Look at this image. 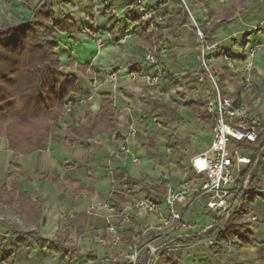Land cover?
<instances>
[{"label":"crops","instance_id":"0c3cea01","mask_svg":"<svg viewBox=\"0 0 264 264\" xmlns=\"http://www.w3.org/2000/svg\"><path fill=\"white\" fill-rule=\"evenodd\" d=\"M105 1L120 18L122 33L132 35L133 26L125 16L133 3H144L156 9L162 0ZM187 2L199 27H205L208 40L218 43L221 51L244 57L249 49L258 47L252 96L262 98L260 113L264 118V0ZM36 3L37 0H0V30L7 24L30 20L32 11L28 8L33 9ZM52 3L56 22L70 16L78 27V35L92 27L99 30L96 39L106 37L104 40H107L106 44L102 41L105 56L98 51L88 63L90 68L79 74V90L74 96L78 105L67 119H60V128L52 130L47 150L19 155L8 150L7 138L0 137V182L10 191L27 193L33 202L41 203L39 217L33 220L0 202V245L6 244L10 248L14 229L31 235L28 246L13 254L7 262H2L0 254V264H125L129 243L146 225H157L158 219L135 213L130 222H123L107 210L96 207L100 204L120 206L111 200L113 193L125 196L122 204L145 197L163 203L165 195L148 194L141 189H137L135 195L128 192L121 173L151 187H159L165 181L176 189L180 188L187 173L194 186L198 184L199 176L194 174L191 162L211 147L212 126L200 123L185 106L206 100L210 94V87L197 80L200 54L196 30L188 17L190 25L181 28L178 38L165 37L159 65L179 82L174 85L164 80L160 88H155L143 79L131 80L133 66L138 65L142 74L147 71L144 57L149 50L140 45L134 34L125 45L115 44L108 34L112 25L102 2L96 5L94 0H74L70 4H57V0H52ZM181 9L179 0L168 5L170 13ZM225 10H233L232 17L220 23ZM73 61L74 67L69 66V61L65 67L61 61L65 72L75 73L78 65H84ZM218 66L219 77L224 71L221 59ZM110 73L121 78L115 85L107 79ZM226 86L235 94L242 92L241 82L233 74L227 79ZM102 93H110L114 99L118 132L112 136L102 133L91 140L77 139L68 128L86 125L87 113L94 117L99 114ZM177 115L180 121L175 120ZM132 131L136 132L134 138L130 136ZM173 138L186 142L182 158L176 148L170 146ZM122 143L127 147L124 153L119 151ZM10 166L16 167L14 175H10ZM65 177L75 183L70 189L81 187L83 190L75 195L66 193L56 182ZM262 180L260 188L264 192ZM249 210L244 221L253 234L252 245L243 246L235 240L215 255L211 251L212 240L187 246H170L166 242L187 235L185 232L157 241L150 251L151 264H264V200L257 198ZM252 216L257 217L254 223ZM188 219L194 224V233L214 224L213 215L203 211L202 201ZM112 222L121 232L122 243L106 247L96 243L94 235H106V228ZM239 236L243 237L244 233ZM148 238L153 239L154 235L150 234ZM41 240L48 242L42 245ZM51 243H55L61 252L49 250Z\"/></svg>","mask_w":264,"mask_h":264},{"label":"trees","instance_id":"16d2710c","mask_svg":"<svg viewBox=\"0 0 264 264\" xmlns=\"http://www.w3.org/2000/svg\"><path fill=\"white\" fill-rule=\"evenodd\" d=\"M74 0H57V4H69ZM176 0H162L156 9H153V18L144 21L138 11V3L134 2L132 8L127 12L125 19L133 26L132 35L138 39L140 45L151 51L156 59L160 58L161 45L166 36L178 38L180 30L189 26L187 10L182 6L179 12L168 11V5ZM105 11L112 25L108 34L115 44H119L122 37L121 20L118 18L105 0ZM32 11L30 20L17 21L15 24H7L0 30V137L7 138L8 150L19 155H31L38 151H45L49 147L51 132L54 128H60V115L65 104L74 99L78 93L79 74L85 73L89 64L78 65L75 73L65 72L58 54L59 43L55 37L57 34H64L74 39L78 34V27L70 16L64 17L61 22H56L54 5L52 0H37ZM233 10L224 11L220 23L232 17ZM206 34L205 27L201 28ZM93 36L100 33L92 27ZM223 55L232 57L229 52ZM69 66L74 67L72 58L69 59ZM132 72L141 74L138 65L131 68ZM232 77L231 71L224 68L223 74L218 77V84L223 96H239V93L230 92L227 89L226 81ZM163 80L177 85L178 78H171L164 70ZM101 109L94 117L91 113L85 116L86 125L69 127L68 130L80 140H91L97 135L106 133L116 134L119 129L118 112L114 99L110 93L100 95ZM208 100L198 103H187L185 106L190 109L202 124L213 126L215 117L207 113ZM175 120L180 121L179 115ZM259 138L255 143L242 142L250 153L251 164L243 171L237 189L241 192L232 199V206L222 212H208L213 215L214 224L211 228L199 232H190L179 238L168 239L170 246L199 245L206 241H213L211 251L217 255L224 250L228 244L235 240L243 245H252L253 234L249 230V224L244 219L250 214L249 207L254 204L257 198L264 200V192L260 188L262 175L264 174V125L258 128ZM180 153L186 146L185 141L173 138L171 145ZM15 166H10V175H14ZM20 174L25 175L20 171ZM124 185L128 192L136 194L137 189L146 191L148 194L165 195L168 187L163 181L159 187H151L144 181L133 179L121 173ZM247 181V186L244 183ZM66 193L75 195L83 188L72 190L75 183L69 177L62 181L56 179ZM111 200L121 205L125 202V196L120 193H113ZM0 202L8 208L17 209L22 215L37 220L41 211L40 201L33 202L27 193L19 194L10 191L6 185L0 182ZM117 207V206H116ZM240 233H244L240 237ZM13 239L10 248L6 244L0 245L2 262L19 250L28 246L30 234L14 229ZM48 241L41 240L45 245ZM131 241L129 244H131ZM49 250L61 252L60 248L51 243ZM151 252H146L142 257L141 264H151Z\"/></svg>","mask_w":264,"mask_h":264},{"label":"built area","instance_id":"2783aa9c","mask_svg":"<svg viewBox=\"0 0 264 264\" xmlns=\"http://www.w3.org/2000/svg\"><path fill=\"white\" fill-rule=\"evenodd\" d=\"M100 1L94 0V3L97 5ZM179 1L187 10L198 38L200 72L197 80L200 84L210 87L207 113L215 117V124L212 126L213 139L208 152L191 162L194 174L199 176L198 184L192 186V180L186 173L180 188L176 189L171 185L167 187L163 203L145 197L117 207L109 204H100L96 207L97 210H107L112 217H117L123 222H130L135 213L158 219L157 225H146L140 230L139 236L134 238L125 256V264H141L146 252L152 251L154 244L164 237L192 232L194 224L188 217L200 201L203 202L204 212H222L229 209L232 206V199L241 192L237 189L240 177L246 166L251 164L249 151L241 150L238 145L242 142L255 143L259 138L258 128L264 125V118L259 112L261 99L251 100L258 47L249 49L244 57L223 55L220 45L211 43L195 21L187 0ZM137 8L144 21L153 18L152 8L144 3L139 4ZM132 37L131 34H126L119 44L125 45ZM96 44L100 53L104 47L102 40L97 39ZM144 59L148 66L147 71L141 73L142 75L131 74V80L143 79L149 86L160 88L164 81V71L158 59L151 51L146 53ZM220 59L223 61V68H227L239 78L242 87L239 96L222 95L218 84ZM107 79L115 85L121 78L116 73H110ZM77 105V100L70 99L65 104L60 119H67ZM130 136L134 138L136 132L132 131ZM119 151L120 153L127 151L126 143L120 145ZM247 183L245 181L244 187ZM256 221L257 217L252 216L251 222ZM150 234L154 235L153 239L148 238ZM93 240L104 247L115 246L122 243V236L116 223L112 222L106 228V235H94Z\"/></svg>","mask_w":264,"mask_h":264},{"label":"rangeland","instance_id":"374dc122","mask_svg":"<svg viewBox=\"0 0 264 264\" xmlns=\"http://www.w3.org/2000/svg\"><path fill=\"white\" fill-rule=\"evenodd\" d=\"M102 2V0L100 1ZM72 3V2H71ZM70 4V3H69ZM96 7H94V10ZM102 41L105 43L107 40L106 37H101ZM57 42L59 43V55L60 60L64 63L65 67L70 58L74 59L80 64H88L91 63L92 59L98 53V47L96 44V37L93 36L91 31H83L79 35L77 34L74 39L68 38V36L64 34H57L56 35ZM106 44V43H105ZM105 56L104 49L100 51ZM236 95V94H235ZM260 99L259 96L255 94L252 96V100ZM260 106L263 104V100L261 98ZM261 107L259 108V112ZM264 121V120H263ZM241 150L249 151L245 146L242 144L238 145ZM250 154V153H249ZM262 186H264V176L262 180ZM5 209H2V212L5 213ZM10 221V220H9ZM16 221V220H14Z\"/></svg>","mask_w":264,"mask_h":264}]
</instances>
